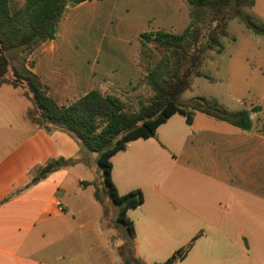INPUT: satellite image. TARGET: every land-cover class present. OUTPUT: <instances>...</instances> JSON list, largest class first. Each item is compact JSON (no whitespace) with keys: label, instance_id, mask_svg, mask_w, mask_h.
<instances>
[{"label":"crops","instance_id":"obj_1","mask_svg":"<svg viewBox=\"0 0 264 264\" xmlns=\"http://www.w3.org/2000/svg\"><path fill=\"white\" fill-rule=\"evenodd\" d=\"M187 4L93 0L68 6L56 37L36 47L26 67L60 107L94 89L126 91L147 76L141 35L182 33L191 23ZM2 86L17 99H0V264H124V239L107 225L96 193L83 196L93 188L86 161L92 155L67 133L28 119L34 104L25 86ZM2 86L0 96L12 93ZM247 105L250 130L201 112L189 124L176 113L154 137L129 141L111 158L118 193L140 190L144 197L127 218L145 264L165 263L195 237L176 264H264V102ZM60 158L75 163L27 187L35 169Z\"/></svg>","mask_w":264,"mask_h":264},{"label":"trees","instance_id":"obj_2","mask_svg":"<svg viewBox=\"0 0 264 264\" xmlns=\"http://www.w3.org/2000/svg\"><path fill=\"white\" fill-rule=\"evenodd\" d=\"M86 1L93 0H0V87L4 84L15 88L27 87L25 95L35 106L34 113L28 114L32 123L48 131L55 129L65 132L76 141L82 153L97 154L96 162L103 172L108 195L119 206L118 222L126 229L125 243L120 248L124 264H145L135 254L134 225L127 218V211L141 205L144 197L140 190L125 195L118 193L111 178V158L124 150L129 141L154 137L157 128L176 113L186 116L189 124H192L194 114L201 112L242 130H250L252 120L248 110L232 113L205 98L195 99L188 106H182L179 98L189 88L193 75L202 76L198 69L204 51L194 49L201 38L200 29L193 28L195 20L209 19L218 23L210 36L207 50L214 49L220 44L219 37L226 35L228 18H240L249 29L262 35L264 24H257L242 11L245 7L255 6L256 0H185L191 8L194 21L182 33L157 31L141 35L143 45L154 43L171 53L175 59L173 72L167 73L166 77L161 74V65L149 71L147 79L154 95L148 104L129 113L124 110V102L118 96L94 89L71 105L60 107L48 96L39 78L27 67L18 70L11 66L8 52L23 48L31 54L42 43L54 39L67 7ZM226 14L229 17L225 18ZM193 49L194 54H190ZM189 62L196 69L193 73L189 66L182 71ZM10 71L12 76L8 77ZM74 163L63 158L50 160L34 170L27 187ZM197 238L178 251V254L186 256ZM179 260L178 255H173L163 264H176Z\"/></svg>","mask_w":264,"mask_h":264},{"label":"rangeland","instance_id":"obj_3","mask_svg":"<svg viewBox=\"0 0 264 264\" xmlns=\"http://www.w3.org/2000/svg\"><path fill=\"white\" fill-rule=\"evenodd\" d=\"M187 6L191 11L190 6L188 4ZM242 11L257 24H264V0H256L255 6L245 7ZM226 17H229V15L226 14ZM191 21L194 20L191 18ZM217 25V22L209 19L195 20L194 22L193 28L200 29L201 33L199 44L194 49L204 51L203 61L198 69L202 76L193 75L190 78V86L180 95L179 103L182 106H188L195 99L205 98L216 102L218 106L232 113L245 110L249 101L254 102L256 105L260 102L263 103L264 35L249 29L240 18L231 17L228 18L226 23V35L219 37L220 44L215 46L214 49L207 50L210 36L215 32ZM194 49L190 51V54H194ZM141 51L140 64L146 71L147 76L149 71L158 65H161V74L164 77L167 76V73L173 72L175 59L171 53L154 43L142 44ZM28 56L29 53L23 48H16L8 52L11 66L16 67L18 70L26 67ZM187 66L190 67L192 73L196 71L190 62L182 68V71H185ZM9 76H12V71L9 72ZM147 76L139 84L131 86L126 91L116 93H110L107 90L101 91L107 94H115L124 102L126 112H135L142 105L148 104L150 98L154 95ZM2 87V92L12 91V93H8L4 97L3 94L0 99L5 98L6 102L11 94L12 98L17 99L15 91L9 90L11 87ZM25 103L28 106L30 105L29 100ZM34 110L35 106L32 110L27 107V115L29 112L34 113ZM203 117L206 116L203 115ZM28 119L30 120L29 115ZM24 123L27 124V122ZM91 155V159L86 161L90 165L88 166V177L93 178V188L84 190L83 196H93L91 191L96 193L100 204L98 210L104 213L107 225L114 228L117 237L123 238L125 243L126 229L124 225L118 222L119 206L113 203L108 195L103 172L96 162L97 154L91 153Z\"/></svg>","mask_w":264,"mask_h":264},{"label":"water","instance_id":"obj_4","mask_svg":"<svg viewBox=\"0 0 264 264\" xmlns=\"http://www.w3.org/2000/svg\"><path fill=\"white\" fill-rule=\"evenodd\" d=\"M178 256H179V258H181V257H182V255H181V254H179Z\"/></svg>","mask_w":264,"mask_h":264}]
</instances>
